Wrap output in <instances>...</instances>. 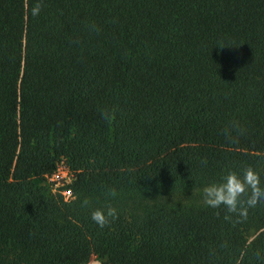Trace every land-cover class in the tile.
<instances>
[{"label": "trees", "instance_id": "16d2710c", "mask_svg": "<svg viewBox=\"0 0 264 264\" xmlns=\"http://www.w3.org/2000/svg\"><path fill=\"white\" fill-rule=\"evenodd\" d=\"M60 163L69 205L38 184ZM248 166L264 186V0H0V264H264V203H202Z\"/></svg>", "mask_w": 264, "mask_h": 264}, {"label": "clouds", "instance_id": "9594fccd", "mask_svg": "<svg viewBox=\"0 0 264 264\" xmlns=\"http://www.w3.org/2000/svg\"><path fill=\"white\" fill-rule=\"evenodd\" d=\"M43 7L42 2H37L28 11L31 16L36 17ZM102 117L111 123L114 113L104 110ZM110 195H116L115 189L110 191ZM202 203L213 209L223 208L226 220L233 217L246 218L249 209L264 203V186L261 184L260 174L251 166L244 168L242 172L229 171L221 181L212 182L202 189ZM88 204L89 201L85 199L83 205ZM118 218L117 209L110 204L97 207L91 212V219L101 228ZM256 255L259 257V252Z\"/></svg>", "mask_w": 264, "mask_h": 264}, {"label": "built area", "instance_id": "2783aa9c", "mask_svg": "<svg viewBox=\"0 0 264 264\" xmlns=\"http://www.w3.org/2000/svg\"><path fill=\"white\" fill-rule=\"evenodd\" d=\"M54 176H56V179L58 180H54ZM74 177L75 173L70 171L63 163H60L55 170H53L50 174L45 175L42 181L47 186L51 182L56 183L59 181V183L66 182V184L69 183L70 185L71 182L74 180ZM56 198L61 202V204L69 205L74 200L73 191L69 188H63L59 191V194Z\"/></svg>", "mask_w": 264, "mask_h": 264}, {"label": "rangeland", "instance_id": "374dc122", "mask_svg": "<svg viewBox=\"0 0 264 264\" xmlns=\"http://www.w3.org/2000/svg\"><path fill=\"white\" fill-rule=\"evenodd\" d=\"M53 179H54V180H58V179H56V176H54ZM74 179H75V177H74ZM73 181H74V180H73ZM73 181L71 182V184L73 183ZM59 182H60V181H59ZM59 182H56V183H55V182H51V183L47 186V185H45V184L43 183L42 180H40V181L38 182V184H39V186H42V187H45V188L49 189V190H50V191H51L56 197L58 196L59 191L62 190L63 188H69V189L72 190L71 184L69 185V183L66 184V182H63V183H62V182L59 183ZM72 191H73V190H72ZM73 196H74V193H73ZM253 237H254V236L252 235V236L250 237V239H252ZM87 264H106V263H103V260L100 259L98 256L93 255Z\"/></svg>", "mask_w": 264, "mask_h": 264}]
</instances>
